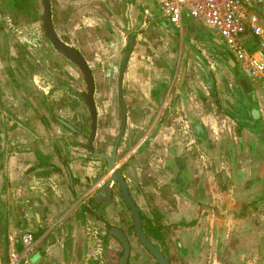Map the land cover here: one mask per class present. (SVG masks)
Wrapping results in <instances>:
<instances>
[{
    "label": "crops",
    "instance_id": "0c3cea01",
    "mask_svg": "<svg viewBox=\"0 0 264 264\" xmlns=\"http://www.w3.org/2000/svg\"><path fill=\"white\" fill-rule=\"evenodd\" d=\"M52 17L92 71L94 146L106 152L121 125L120 73L131 49L116 162L144 230L171 263L264 264V90L219 35L187 15L171 23L154 0H54ZM40 33L39 22L0 23V212L10 251L23 250L21 237L32 232L37 264H119L116 226L131 239L128 264H157L131 229L119 185L101 199L111 173L85 145L87 81L56 49L41 57ZM79 115L86 132L65 124ZM2 236L0 226L3 248Z\"/></svg>",
    "mask_w": 264,
    "mask_h": 264
},
{
    "label": "built area",
    "instance_id": "2783aa9c",
    "mask_svg": "<svg viewBox=\"0 0 264 264\" xmlns=\"http://www.w3.org/2000/svg\"><path fill=\"white\" fill-rule=\"evenodd\" d=\"M154 7L175 25L181 23L184 15L203 22L219 35L246 76L264 90V21L248 0H154ZM241 34L256 38L255 50L241 42ZM38 242L32 232L24 233L23 250H11L9 264H36L30 255Z\"/></svg>",
    "mask_w": 264,
    "mask_h": 264
},
{
    "label": "water",
    "instance_id": "95a60500",
    "mask_svg": "<svg viewBox=\"0 0 264 264\" xmlns=\"http://www.w3.org/2000/svg\"><path fill=\"white\" fill-rule=\"evenodd\" d=\"M42 2H43V7H44V15H43L44 28H45V33L47 37L50 39V41L58 48V50L63 55H65L68 59H70L72 62L78 65V67L83 72L87 80V83H88L89 92L86 93L85 95L86 103L88 104L90 111L94 118L92 133L89 137L88 147L91 150V152L94 153L96 157L103 158L107 162L108 169L111 172L110 180L102 188L103 192L101 194V199L104 202L110 200V198L112 197L111 183L112 182L118 183L122 196H123V200L127 203V205L131 209L134 228H135V231L137 233L139 240L150 251V253L154 255V257L156 258L159 264H171L168 257L162 252L160 245L154 243L144 231L143 218H142L140 209L136 205V202L130 193V188L123 174L122 169L118 167L117 162H116L118 146H119L122 136L125 134L126 124H127V107L123 99L121 85H122V77L124 74L126 64L128 62V58L131 53V49L125 55L122 68H121V73H120L121 80L119 84V103H120V110H121V126H120L119 134L116 137V140L113 144L111 154H107L102 151H96V149L93 146V141L96 135L97 114H96V109H95V104H94L95 86H94V78L92 75V71L89 68V65L85 57L82 55V53L77 48L64 43L58 37L53 21H52V17H51L50 0H42ZM0 226L3 229V236H2L3 248L1 247V244H0V264H9L10 263V257H9L10 256V242L8 238V230H7V223L5 219V212H0ZM109 232L111 235L116 237L123 246V254L120 258L119 264H128V259L131 253V243H130V240L127 234L124 232V230L116 226H112Z\"/></svg>",
    "mask_w": 264,
    "mask_h": 264
},
{
    "label": "flooded vegetation",
    "instance_id": "af4514ba",
    "mask_svg": "<svg viewBox=\"0 0 264 264\" xmlns=\"http://www.w3.org/2000/svg\"><path fill=\"white\" fill-rule=\"evenodd\" d=\"M36 1V3H37V5H38V10H39V18H38V20H36V21H31V22H27L26 20H24V18H22V17H14V16H12V15H10V14H8V13H3V12H1L0 11V17H1V20H0V23L2 24V28H4L5 26H6V22H7V20H9L12 24H16V25H19V24H27V25H29V24H33V23H36V22H39L40 23V32H41V29H42V34L45 36V38L48 40V43L49 44H51V46H53V48L54 49H56L60 54H62L59 50H58V48L50 41V39L47 37V35H46V33H45V28H44V20H43V15H44V7H43V2H42V0H35ZM52 4H53V0H50V5H51V17H52ZM1 9V8H0ZM52 21H53V17H52ZM53 24H54V21H53ZM54 27H55V24H54ZM4 30V29H3ZM55 30H56V28H55ZM56 33H57V31H56ZM41 34V33H40ZM57 35H58V33H57ZM58 37L64 42V43H66L59 35H58ZM66 44H68V43H66ZM69 45V44H68ZM37 46H38V44H37ZM71 46V45H70ZM72 47H74V46H72ZM76 48V47H75ZM79 50V49H78ZM22 51V53L23 54H25V52L27 51V49H26V51H25V49H23L22 50V48L20 47V52ZM63 55V54H62ZM64 57H66L65 55H63ZM67 58V57H66ZM70 60V59H69ZM71 61V60H70ZM74 63V62H73ZM28 64L31 66L32 65V61H29L28 62ZM78 66V65H77ZM31 69L33 70V66H31ZM81 70V69H80ZM83 73V72H82ZM84 75V74H83ZM84 78H85V76H84ZM86 79V78H85ZM87 81V80H86ZM88 84V83H87ZM95 86V85H94ZM88 92H89V87H88ZM88 92H86V93H88ZM95 92V91H94ZM85 95L86 94H84V97H83V99L85 100V103H86V97H85ZM94 104H95V101H94ZM86 105L88 106V104L86 103ZM75 107V106H74ZM88 108H89V106H88ZM95 109H96V107H95ZM89 112H90V116L88 117L87 116V118H85L87 121H88V123H89V125L87 126V133L85 134V136H84V138H85V145H86V148L90 151V154H92L93 155V157H96L95 155H94V153L93 152H91V150L89 149V137H90V135H91V133H92V127H93V123H94V118H93V115H92V113H91V111H90V108H89ZM96 114H97V112H96ZM96 119H97V117H96ZM63 123L65 122V121H62ZM82 123H84V119H81V117H80V115L76 118V119H74V123L73 124H71V123H69V121L67 122H65V124H67V127H69L70 129H73L74 131H76V132H78L80 129L82 130V131H84V132H86V130H84V124H82ZM121 126V125H120ZM76 127H78L79 128V130H77V128ZM119 131H120V129H119ZM96 132H97V121H96ZM118 134H119V132H118ZM118 136V135H117ZM95 138H96V135H95ZM95 138H94V141H93V146H94V142H95ZM1 139H2V136H1V132H0V158L2 157V143H1ZM116 140V139H115ZM115 140H114V142H115ZM114 144V143H113ZM113 144H112V148H113ZM94 148L96 149V151H102V152H105V153H107V154H111V152H112V148H111V150H110V152H106L105 150L106 149H103V147H96V146H94ZM96 158H98V157H96ZM101 159H103V158H101ZM111 173V172H110ZM112 183H114V182H112ZM118 184V183H117ZM121 191V190H120ZM122 194V193H121ZM123 197V196H122ZM111 199V198H110ZM125 202V201H124ZM126 203V202H125ZM127 204V203H126ZM137 205V204H136ZM87 207H89V205H87ZM129 207V206H128ZM130 208V207H129ZM130 211H131V209H130ZM132 213V212H131ZM132 219H133V216H132ZM143 227H144V224H143ZM131 229L133 230V232L136 234V236H137V233H136V231H135V228H134V224H133V220H132V224H131ZM123 230V229H122ZM145 231V230H144ZM124 232L127 234V236H128V238H129V240H130V243H131V239H130V237H129V233H127L125 230H124ZM146 232V231H145ZM33 234V233H32ZM147 234V233H146ZM148 235V234H147ZM23 236V235H22ZM33 236H34V238L36 239V240H38L37 238H36V236L33 234ZM138 237V236H137ZM149 238H150V236H148ZM139 239V238H138ZM151 239V238H150ZM152 240V239H151ZM140 241V240H139ZM153 241V240H152ZM141 242V241H140ZM154 242V241H153ZM21 243H22V237H21ZM121 243V242H120ZM142 243V242H141ZM154 243H156V242H154ZM156 244H158V245H160L159 243H156ZM122 245V244H121ZM143 245V244H142ZM144 246V245H143ZM145 247V246H144ZM38 248V244H37V246L35 247V250L33 251V252H35L36 251V249ZM146 248V247H145ZM160 248H161V246H160ZM131 249H132V243H131ZM147 249V248H146ZM148 250V249H147ZM161 250H162V248H161ZM149 251V250H148ZM150 252V251H149ZM162 252L167 256V254L162 250ZM122 254H123V246H122V253H121V256H122ZM131 254V253H130ZM151 254V253H150ZM152 255V254H151ZM153 257H154V255H152ZM168 257V256H167ZM121 258V257H120ZM130 258V257H129ZM154 259L156 260V258L154 257ZM169 259V258H168ZM30 260L31 261H33L31 258H30ZM170 260V259H169ZM120 261V260H119ZM128 261H129V259H128ZM34 262V261H33ZM156 262H157V260H156ZM171 262V261H170ZM35 263L37 264V262L35 261ZM157 264H159L158 262H157ZM172 264V263H171Z\"/></svg>",
    "mask_w": 264,
    "mask_h": 264
},
{
    "label": "rangeland",
    "instance_id": "374dc122",
    "mask_svg": "<svg viewBox=\"0 0 264 264\" xmlns=\"http://www.w3.org/2000/svg\"><path fill=\"white\" fill-rule=\"evenodd\" d=\"M250 3H251V7H252V10L256 13H258L263 21H264V10H263V7H262V3H263V0L262 2H259V0H248ZM53 3H54V0H53ZM240 40L241 42H243V44L245 46H248V48L250 50H255L256 49V46H257V41H256V38H254L251 34H241L240 35ZM37 41V44H38V52H42V56L41 57H45L46 54H49L50 55V52H49V47L53 48V46H46V42H48V40L45 38V36L42 34V29H41V34H40V37ZM25 51H26V46H24ZM22 49V50H23ZM23 58V56H22ZM25 58V56H24ZM49 62V61H48ZM28 64V63H27ZM54 64L55 66H58V67H61V63L59 60H54ZM23 70L25 72L26 69L23 68ZM32 70V69H31ZM21 75H22V72H21ZM55 75V78H56V81L60 84H64L65 82L69 83V79L67 76H65L63 73H60V72H55L54 73ZM23 77V76H22ZM70 103L68 97L64 99V101H62V104L66 106V104L68 105ZM106 144H98L96 147H105Z\"/></svg>",
    "mask_w": 264,
    "mask_h": 264
},
{
    "label": "trees",
    "instance_id": "16d2710c",
    "mask_svg": "<svg viewBox=\"0 0 264 264\" xmlns=\"http://www.w3.org/2000/svg\"><path fill=\"white\" fill-rule=\"evenodd\" d=\"M264 10V0L261 4ZM0 11L8 13L14 17H22L27 22L36 21L39 18V10L38 5L35 0H0ZM142 218L145 217L142 215ZM146 231H150V227H148L147 223ZM153 231V229H152Z\"/></svg>",
    "mask_w": 264,
    "mask_h": 264
}]
</instances>
